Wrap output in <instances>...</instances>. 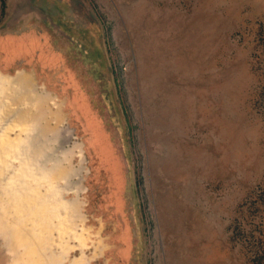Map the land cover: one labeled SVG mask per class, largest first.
<instances>
[{
	"label": "rangeland",
	"instance_id": "obj_1",
	"mask_svg": "<svg viewBox=\"0 0 264 264\" xmlns=\"http://www.w3.org/2000/svg\"><path fill=\"white\" fill-rule=\"evenodd\" d=\"M0 148V264L37 195L39 264H264V0H0Z\"/></svg>",
	"mask_w": 264,
	"mask_h": 264
},
{
	"label": "bare ground",
	"instance_id": "obj_2",
	"mask_svg": "<svg viewBox=\"0 0 264 264\" xmlns=\"http://www.w3.org/2000/svg\"><path fill=\"white\" fill-rule=\"evenodd\" d=\"M14 81H16L20 85H24L29 89L31 88V92L29 93L16 95L14 98L15 103L19 101L23 103V100H27L36 107V110L32 108H28V110L21 109V114H19L20 119L26 118L27 120H37L39 118L45 117L46 115H51L53 118L57 119L62 117V103H56L58 105V109L56 111L52 110V108L48 104V101L50 99H54L53 94L45 90H38V95L33 94V92H35L36 85L32 73L20 71ZM78 147L81 146L78 144ZM35 157H33L32 160H36ZM0 158L4 159L2 148H0ZM35 197L34 199L28 198V200H24V203L21 205L22 207L17 211L19 219H17L14 227H11L9 235L11 237L13 245H17L15 243L18 242V244L22 243L28 248L29 256L32 258V262H34V260L36 259L39 262H42L41 254L37 246L39 244V240L45 241V236L42 233H37L35 231L30 232V234L24 232V221L26 219L33 218L36 222H49L52 214L54 213L53 208L55 205L48 201V199H45V197H42L40 195H37Z\"/></svg>",
	"mask_w": 264,
	"mask_h": 264
},
{
	"label": "flooded vegetation",
	"instance_id": "obj_3",
	"mask_svg": "<svg viewBox=\"0 0 264 264\" xmlns=\"http://www.w3.org/2000/svg\"><path fill=\"white\" fill-rule=\"evenodd\" d=\"M15 244H18V242L17 243H15ZM37 250V249H36ZM34 262L36 263V264H39L40 262L36 259V260H34Z\"/></svg>",
	"mask_w": 264,
	"mask_h": 264
}]
</instances>
